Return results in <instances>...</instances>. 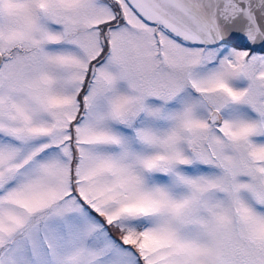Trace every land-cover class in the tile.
I'll use <instances>...</instances> for the list:
<instances>
[{"label":"snow or ice","instance_id":"snow-or-ice-1","mask_svg":"<svg viewBox=\"0 0 264 264\" xmlns=\"http://www.w3.org/2000/svg\"><path fill=\"white\" fill-rule=\"evenodd\" d=\"M0 264H264V0H0Z\"/></svg>","mask_w":264,"mask_h":264}]
</instances>
